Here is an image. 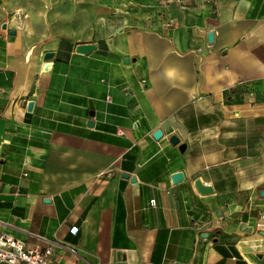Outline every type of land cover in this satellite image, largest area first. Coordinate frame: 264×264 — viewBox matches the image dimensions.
I'll use <instances>...</instances> for the list:
<instances>
[{
	"label": "crops",
	"instance_id": "1",
	"mask_svg": "<svg viewBox=\"0 0 264 264\" xmlns=\"http://www.w3.org/2000/svg\"><path fill=\"white\" fill-rule=\"evenodd\" d=\"M0 233L50 264H264V0H0Z\"/></svg>",
	"mask_w": 264,
	"mask_h": 264
},
{
	"label": "built area",
	"instance_id": "2",
	"mask_svg": "<svg viewBox=\"0 0 264 264\" xmlns=\"http://www.w3.org/2000/svg\"><path fill=\"white\" fill-rule=\"evenodd\" d=\"M189 0H166V4L174 3L186 7ZM68 249L76 254V248L67 245ZM53 252L51 244L43 249L39 247L28 248L24 242L8 233H0V264H50Z\"/></svg>",
	"mask_w": 264,
	"mask_h": 264
},
{
	"label": "water",
	"instance_id": "3",
	"mask_svg": "<svg viewBox=\"0 0 264 264\" xmlns=\"http://www.w3.org/2000/svg\"><path fill=\"white\" fill-rule=\"evenodd\" d=\"M207 37H208V41L212 42L213 32H208ZM94 48H95L94 43H81L75 47V50H76V52L81 53V54H88ZM51 56H52V53H46L45 58L48 59ZM46 66L48 68V65H46ZM31 106H32V102L30 101L27 104L28 109H30ZM90 115H93V111L90 113ZM92 122H93L92 120H89L88 124L91 125ZM161 135H162V131L160 129H157L153 132V137L155 139H159L161 137ZM170 141L174 145L178 144V147L181 150H183L185 148V144L180 143L179 139L175 135H171ZM171 178H172L173 182H178L183 178V173L180 171H176V172L172 173ZM194 185H195L196 189L198 190V192L201 194H208V193H211L213 190L210 185L202 182L201 179H199V178L195 179Z\"/></svg>",
	"mask_w": 264,
	"mask_h": 264
}]
</instances>
